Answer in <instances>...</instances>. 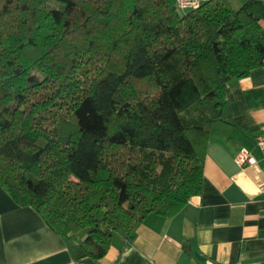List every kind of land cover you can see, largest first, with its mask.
I'll return each mask as SVG.
<instances>
[{
    "label": "trees",
    "instance_id": "16d2710c",
    "mask_svg": "<svg viewBox=\"0 0 264 264\" xmlns=\"http://www.w3.org/2000/svg\"><path fill=\"white\" fill-rule=\"evenodd\" d=\"M263 21L264 0H0V185L76 260L175 214Z\"/></svg>",
    "mask_w": 264,
    "mask_h": 264
},
{
    "label": "crops",
    "instance_id": "0c3cea01",
    "mask_svg": "<svg viewBox=\"0 0 264 264\" xmlns=\"http://www.w3.org/2000/svg\"><path fill=\"white\" fill-rule=\"evenodd\" d=\"M237 8L245 0H228ZM264 26V21L262 22ZM264 64L229 82L203 163L202 188L173 215L148 214L130 234L112 233L97 264H264ZM246 147L253 164H237ZM30 205L0 185V264H86Z\"/></svg>",
    "mask_w": 264,
    "mask_h": 264
},
{
    "label": "built area",
    "instance_id": "2783aa9c",
    "mask_svg": "<svg viewBox=\"0 0 264 264\" xmlns=\"http://www.w3.org/2000/svg\"><path fill=\"white\" fill-rule=\"evenodd\" d=\"M208 0H175L176 9L185 12L187 10L196 8L200 6L202 3ZM256 145L259 149L264 150V137L258 138L256 140ZM234 160L237 164H253L256 162V158L254 155L246 148L241 147L235 154Z\"/></svg>",
    "mask_w": 264,
    "mask_h": 264
},
{
    "label": "water",
    "instance_id": "95a60500",
    "mask_svg": "<svg viewBox=\"0 0 264 264\" xmlns=\"http://www.w3.org/2000/svg\"><path fill=\"white\" fill-rule=\"evenodd\" d=\"M83 262H85L86 264H97L92 258L90 257H85L82 259Z\"/></svg>",
    "mask_w": 264,
    "mask_h": 264
}]
</instances>
